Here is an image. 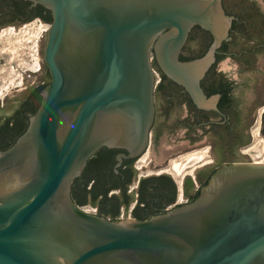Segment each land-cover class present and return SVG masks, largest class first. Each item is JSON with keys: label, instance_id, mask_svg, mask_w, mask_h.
Listing matches in <instances>:
<instances>
[{"label": "water", "instance_id": "water-1", "mask_svg": "<svg viewBox=\"0 0 264 264\" xmlns=\"http://www.w3.org/2000/svg\"><path fill=\"white\" fill-rule=\"evenodd\" d=\"M28 1L51 13L50 80L25 132L0 151V264H264V163L224 165L194 202L145 220H109L71 197L98 148L145 149L152 58L198 107H213L200 80L232 19L220 0ZM196 25L214 40L180 60Z\"/></svg>", "mask_w": 264, "mask_h": 264}, {"label": "flooded vegetation", "instance_id": "flooded-vegetation-1", "mask_svg": "<svg viewBox=\"0 0 264 264\" xmlns=\"http://www.w3.org/2000/svg\"><path fill=\"white\" fill-rule=\"evenodd\" d=\"M220 2L224 13L232 19L226 38L222 39L216 48L214 60L200 80V87L206 98L214 97L213 107H198L191 94L183 86L167 78L155 64L160 74V81L158 85L155 81L154 119L145 149L140 154L129 157L126 149L102 146L88 159L81 175L72 184L73 201L80 207L91 205L89 213L115 221L149 219L194 202L213 174L224 165L262 163L240 162L230 157L216 158L198 166L201 168L188 174V178L182 176L181 179L167 175L163 169L145 175L138 173L142 166L139 164L142 156L154 146L157 133H160L164 127L183 140L182 146L185 151L201 148L209 142V149L223 155L247 153V144L252 132L251 125L239 118L240 111L235 93L237 83L222 73V70L216 67V63L223 57L242 59L264 53V10L256 0H220ZM35 18L49 21L51 13L45 7L39 4L33 5L28 0H0V28L26 23ZM197 31L208 41L205 50L195 55L184 56V45L179 56L180 60L198 58L210 48L214 37L198 25L190 30L186 43L191 34ZM41 90L38 92L36 108L30 112L0 114V151L12 146L25 132L29 118L39 106ZM29 91L20 105L32 104L33 93ZM160 95H164L171 105L179 108L180 113L170 124L157 123L156 100ZM4 105L6 101L2 98L0 107ZM261 120L264 123V118ZM243 134L249 136L244 138ZM118 154L125 155L120 163L117 160ZM81 208L84 210V207Z\"/></svg>", "mask_w": 264, "mask_h": 264}, {"label": "rangeland", "instance_id": "rangeland-1", "mask_svg": "<svg viewBox=\"0 0 264 264\" xmlns=\"http://www.w3.org/2000/svg\"><path fill=\"white\" fill-rule=\"evenodd\" d=\"M256 1L264 10V0ZM50 22L51 19L44 21L35 18L26 23L0 28V99L4 98L6 101V105L0 107L2 110L0 114H20L36 108L38 92L50 80L42 61L45 34ZM207 44L206 37L198 31L194 32L185 44L183 55L201 53ZM151 62L158 85L160 74L153 58ZM216 67L237 83L235 93L240 111L239 118L251 125L252 136L249 137L247 153L223 155L209 149V142L201 148L185 151L182 146L183 140L164 127L160 133H157L154 146H151L142 156V161L139 163L142 166L138 173L145 175L163 169L167 175L181 179L182 176L188 178V174L201 168L198 166L216 158L230 157L240 162L264 163V123L261 120L264 118V112H262L264 109V53L242 59L223 57L218 60ZM29 90L33 93L32 104L20 105L21 100L30 93ZM156 109L157 123L163 125L170 124L180 113L179 108L171 105L164 95H160L156 100ZM246 136L249 135L243 134L244 138ZM177 165L179 171H176L174 167ZM81 207L89 210L92 206L87 204Z\"/></svg>", "mask_w": 264, "mask_h": 264}, {"label": "bare ground", "instance_id": "bare-ground-1", "mask_svg": "<svg viewBox=\"0 0 264 264\" xmlns=\"http://www.w3.org/2000/svg\"><path fill=\"white\" fill-rule=\"evenodd\" d=\"M44 30H46V28H44ZM37 62V61H36ZM38 64V63H37ZM264 110V109H263ZM195 156H197V155H195ZM176 165V164H175ZM175 167V169H176V171H179V167H178V165L177 166H174Z\"/></svg>", "mask_w": 264, "mask_h": 264}, {"label": "built area", "instance_id": "built-area-1", "mask_svg": "<svg viewBox=\"0 0 264 264\" xmlns=\"http://www.w3.org/2000/svg\"><path fill=\"white\" fill-rule=\"evenodd\" d=\"M82 209H83V208H82ZM84 211L89 212V210H85V209H84Z\"/></svg>", "mask_w": 264, "mask_h": 264}, {"label": "trees", "instance_id": "trees-1", "mask_svg": "<svg viewBox=\"0 0 264 264\" xmlns=\"http://www.w3.org/2000/svg\"><path fill=\"white\" fill-rule=\"evenodd\" d=\"M182 60H186V59H182Z\"/></svg>", "mask_w": 264, "mask_h": 264}]
</instances>
